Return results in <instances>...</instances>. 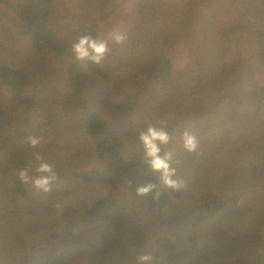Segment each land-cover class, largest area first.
<instances>
[{"label":"trees","instance_id":"1","mask_svg":"<svg viewBox=\"0 0 264 264\" xmlns=\"http://www.w3.org/2000/svg\"><path fill=\"white\" fill-rule=\"evenodd\" d=\"M84 35L108 42L100 64L74 58ZM162 121L179 191L143 159ZM34 153L47 195L19 179L42 175ZM141 255L264 264V0H0V264Z\"/></svg>","mask_w":264,"mask_h":264},{"label":"clouds","instance_id":"2","mask_svg":"<svg viewBox=\"0 0 264 264\" xmlns=\"http://www.w3.org/2000/svg\"><path fill=\"white\" fill-rule=\"evenodd\" d=\"M112 39L116 44L125 41L126 36L120 32L113 34ZM108 42L105 40L93 39L91 36L84 35L72 45V52L77 61L90 60L95 64H100L109 53ZM161 127L149 125L146 131L139 134V140L143 145L144 157L148 167L153 173L159 174L160 182L173 191H179L185 187V183L181 179H174L176 176V168L172 167L173 153L170 151L162 152V146H167L171 141V136L165 130L166 122L162 121ZM183 146L189 153H194L198 148V140L194 134L185 131L182 136ZM29 147L36 148L41 140L39 137L30 136L27 138ZM35 159L40 162L37 172L42 175L33 180L29 175L28 169L19 172V179L22 183H33L36 190L47 195L52 191V185L57 180V174L53 167L44 162L43 157L38 153L33 154ZM156 185L148 183L137 188V195L145 196L153 192ZM159 193H157V196ZM151 256L141 255L138 257L139 264H151Z\"/></svg>","mask_w":264,"mask_h":264},{"label":"rangeland","instance_id":"3","mask_svg":"<svg viewBox=\"0 0 264 264\" xmlns=\"http://www.w3.org/2000/svg\"><path fill=\"white\" fill-rule=\"evenodd\" d=\"M172 55H174L175 57H178L179 59H182V61H185L186 59L185 52L183 51V49H181L180 51L173 50Z\"/></svg>","mask_w":264,"mask_h":264}]
</instances>
